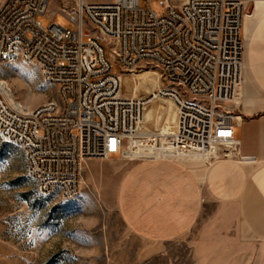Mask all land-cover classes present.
<instances>
[{"label":"built area","instance_id":"2783aa9c","mask_svg":"<svg viewBox=\"0 0 264 264\" xmlns=\"http://www.w3.org/2000/svg\"><path fill=\"white\" fill-rule=\"evenodd\" d=\"M139 1L0 0V71L24 62L57 88L29 106L8 96L0 77V136L22 150L40 193L76 197L92 159L242 157L232 103L251 0H158L160 11ZM57 13L73 27L39 19ZM148 65L162 84L148 96L127 95L123 74ZM156 100L172 104L166 128L139 130Z\"/></svg>","mask_w":264,"mask_h":264},{"label":"rangeland","instance_id":"374dc122","mask_svg":"<svg viewBox=\"0 0 264 264\" xmlns=\"http://www.w3.org/2000/svg\"><path fill=\"white\" fill-rule=\"evenodd\" d=\"M139 3L141 7L149 5L148 0ZM254 3L249 1L246 19ZM150 4L154 10H161L158 0H150ZM57 6L58 2H53L51 10ZM39 19L46 27L53 20L73 27L62 13L51 18L39 15ZM243 36L245 62L248 39L244 32ZM0 77L9 83L15 99L29 106L57 95V88L45 83L40 72L24 62L3 66ZM122 81L127 95L142 97L158 88L163 78L156 67L148 65L142 71L123 74ZM240 89L242 81L232 107L244 119ZM171 110L169 101L148 102L138 129L166 128ZM236 130L241 138L240 125L236 124ZM195 160L206 162L204 158ZM137 162L88 161L81 193L62 200L39 192L26 173L22 150L0 136V264H264V239H238L236 210L216 201L207 204L190 234L181 239L152 242L133 232L121 215L118 201L123 176ZM199 164L206 166L207 162Z\"/></svg>","mask_w":264,"mask_h":264},{"label":"crops","instance_id":"0c3cea01","mask_svg":"<svg viewBox=\"0 0 264 264\" xmlns=\"http://www.w3.org/2000/svg\"><path fill=\"white\" fill-rule=\"evenodd\" d=\"M254 1L252 13L263 0ZM243 32L248 51L238 96L245 117L237 115L242 129L237 137L242 156L255 159L228 158L206 166L195 159L134 163L121 181L118 206L128 227L147 241L187 236L211 201L236 210L238 239H264V9L247 28L244 18Z\"/></svg>","mask_w":264,"mask_h":264},{"label":"bare ground","instance_id":"6f19581e","mask_svg":"<svg viewBox=\"0 0 264 264\" xmlns=\"http://www.w3.org/2000/svg\"><path fill=\"white\" fill-rule=\"evenodd\" d=\"M263 9H264V0L263 1H258L257 5H256L255 11L252 14H250V15L247 16V19H246V28L249 26V23L250 22H253L258 17V15L260 13H262ZM2 83L4 84V87H5V90L7 92V95L11 99L14 100L15 99V96H14V94L12 92V89L9 86V83L8 82L5 83V80H3ZM134 97H136V96H134ZM229 158H237V157H235V156H229ZM204 159H205V161L208 164H210L211 162H213L215 160H221L222 158L218 157L217 154L215 153V154H212L211 156H208V157H206Z\"/></svg>","mask_w":264,"mask_h":264},{"label":"water","instance_id":"95a60500","mask_svg":"<svg viewBox=\"0 0 264 264\" xmlns=\"http://www.w3.org/2000/svg\"><path fill=\"white\" fill-rule=\"evenodd\" d=\"M245 160L255 159V156H242Z\"/></svg>","mask_w":264,"mask_h":264}]
</instances>
